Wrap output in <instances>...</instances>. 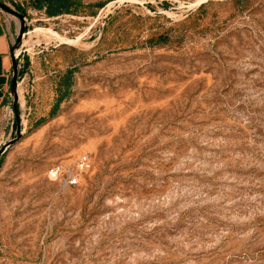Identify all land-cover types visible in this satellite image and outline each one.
<instances>
[{
	"label": "rangeland",
	"instance_id": "374dc122",
	"mask_svg": "<svg viewBox=\"0 0 264 264\" xmlns=\"http://www.w3.org/2000/svg\"><path fill=\"white\" fill-rule=\"evenodd\" d=\"M0 1L24 16L3 11L19 75L17 110L14 93L0 107V264H264V0L56 17ZM82 156L78 185L48 177Z\"/></svg>",
	"mask_w": 264,
	"mask_h": 264
},
{
	"label": "trees",
	"instance_id": "16d2710c",
	"mask_svg": "<svg viewBox=\"0 0 264 264\" xmlns=\"http://www.w3.org/2000/svg\"><path fill=\"white\" fill-rule=\"evenodd\" d=\"M31 6L38 10H44L47 16L56 17L63 14H78L82 12L88 4L84 0H31ZM104 4H97V7H102ZM95 14L96 12H92ZM167 35H160L157 38L150 40L151 45H159L168 43ZM76 68H67L66 71L59 75L56 83L55 103L50 111L49 117H54L60 110L61 104L69 99L72 94L74 85V76ZM47 118H42L36 123V127L42 125Z\"/></svg>",
	"mask_w": 264,
	"mask_h": 264
},
{
	"label": "crops",
	"instance_id": "0c3cea01",
	"mask_svg": "<svg viewBox=\"0 0 264 264\" xmlns=\"http://www.w3.org/2000/svg\"><path fill=\"white\" fill-rule=\"evenodd\" d=\"M13 19L7 18L0 9V107L4 106L12 95V75L14 59Z\"/></svg>",
	"mask_w": 264,
	"mask_h": 264
},
{
	"label": "built area",
	"instance_id": "2783aa9c",
	"mask_svg": "<svg viewBox=\"0 0 264 264\" xmlns=\"http://www.w3.org/2000/svg\"><path fill=\"white\" fill-rule=\"evenodd\" d=\"M90 167L88 156H82L75 164L74 169H68L63 165H56L48 172V177L53 181H58L65 186H76L80 183L81 173Z\"/></svg>",
	"mask_w": 264,
	"mask_h": 264
},
{
	"label": "water",
	"instance_id": "95a60500",
	"mask_svg": "<svg viewBox=\"0 0 264 264\" xmlns=\"http://www.w3.org/2000/svg\"><path fill=\"white\" fill-rule=\"evenodd\" d=\"M0 9L3 11H7L9 13H12L16 16H18L21 20L24 19L23 14L11 9L9 6H7L5 3L0 1ZM24 32V29L21 30V35L18 37V40H20L22 34ZM18 75H19V69H18V62L17 59H14V68H13V75H12V92L15 94V108L17 110L16 101L18 100V94H17V86H18ZM20 122L19 116H18V123ZM18 133H20V128L18 127L17 130ZM15 140L11 141L8 145L13 144ZM3 151H0V156L2 155Z\"/></svg>",
	"mask_w": 264,
	"mask_h": 264
}]
</instances>
